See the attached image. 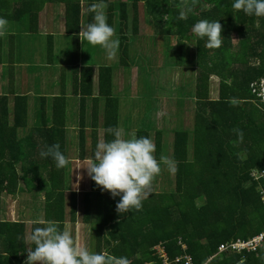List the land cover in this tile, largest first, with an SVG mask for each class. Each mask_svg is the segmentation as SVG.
<instances>
[{
  "label": "trees",
  "instance_id": "16d2710c",
  "mask_svg": "<svg viewBox=\"0 0 264 264\" xmlns=\"http://www.w3.org/2000/svg\"><path fill=\"white\" fill-rule=\"evenodd\" d=\"M53 1L64 4L65 33L72 36L75 45L82 25V2L86 5L88 25L93 22L88 8L96 0H0V18L15 22L25 19L28 32L37 33L41 7ZM104 3L108 24L119 36L120 65H131L128 40L137 35L138 6L142 4L145 21L154 24L155 34H173L177 39L175 47L180 49L184 47L181 44L184 38L195 40L194 66L198 76L192 98L193 122L188 131H177L173 138L171 159L177 162L178 169L173 173L174 190L151 192L142 201L141 210L133 208L121 215L116 210L119 196L107 199L100 192L95 197L101 198L100 203L97 199L93 201L91 192H85L81 202L85 224L93 202L95 204L96 222L90 232V252L107 250L116 257H127L131 264H143L153 259L152 249L159 243L165 246L169 258L180 255V239L193 264H264V246L256 252L220 253L212 257L220 244L247 239L264 229V206L257 183L250 178L253 168H264V102L250 89L252 82L264 79V18L234 10V0H197L194 6L192 0H187L193 10L186 13L185 20L178 19L179 12L186 11L182 0H104ZM204 3H210L211 7L204 9ZM204 19L219 21L222 25L223 42L219 49L206 48L207 37L201 39L192 32L194 24ZM257 19L259 28L255 27ZM232 35L239 38L236 48ZM48 38L46 55L52 57V37ZM1 46L0 62L4 57ZM178 56L175 64L180 63V54ZM74 74L72 91L78 97L79 110L77 157L83 160L89 127L91 155L99 139L98 129L103 130L104 141L114 138L105 129L118 127V101L112 91V66L98 67L96 95H93L91 67H81ZM211 77L218 79L215 99L210 97ZM88 97H92L96 106L89 123L85 116ZM53 98L49 114L42 109L29 115L27 95L0 94V206L3 195L13 197L21 192L20 183L24 185L23 182H27L24 176L30 174L38 189L49 184L44 220L58 222L63 231L66 219L63 191L69 162L66 167L57 168L51 157L40 156L47 146L58 143L67 158L66 97ZM231 99L235 104L228 102ZM99 103L103 115L100 128L96 113ZM32 116L36 121L30 122ZM233 129L243 131L242 143ZM161 135L158 131L151 139L148 129L135 133L137 138L147 137L153 141L158 161L163 145ZM75 196L74 192L70 193L68 216L71 222L76 216ZM37 222L31 224L29 237L35 227L44 226ZM25 230L24 221L0 218V264H24L27 251L35 247L27 240ZM209 257L212 258L207 261Z\"/></svg>",
  "mask_w": 264,
  "mask_h": 264
},
{
  "label": "rangeland",
  "instance_id": "374dc122",
  "mask_svg": "<svg viewBox=\"0 0 264 264\" xmlns=\"http://www.w3.org/2000/svg\"><path fill=\"white\" fill-rule=\"evenodd\" d=\"M58 3V1H53V3H45L42 5L39 16V31L36 34L26 33L27 24L25 19L21 22L7 20L8 25L6 34L3 37H0V45H2L1 53L2 56H4L2 57V60L6 65V68H4L6 75L4 76L2 83L5 82L4 85L9 83L10 79H8V71L15 66V73H13L12 76L15 79H18L17 70L20 69V78L23 79V76H26L27 82L31 80L29 84L34 88H36V85H40V87L42 86V75L44 76V80V78L51 79L55 74L58 76L62 73L65 76L66 88L68 90L70 89V80L74 74L73 70L78 68V65L80 67L89 66L94 70L93 95H96L98 67L112 66V91L118 101V128L122 130L123 138L130 139L137 130L148 129L149 136L153 139L155 133L161 131L163 144L161 155L167 156L171 159L174 134L177 131L185 129L188 131V128H190L193 122L195 107L194 103H192V98L195 92L194 85L197 80L196 77L198 76L196 67L194 66L196 48L195 40L184 38V42H181L184 46L182 49L174 47L177 41L174 35L163 34L162 32H157L155 34L154 24L145 21V7L140 4L138 6L139 24L137 35L136 37H132L131 40H128V44L130 43L129 56L131 57L130 63L132 66H122L118 63V53L120 52H117L114 59L109 60L105 50L99 47H93L92 45L88 47L87 42L82 44L79 38L77 41V46H80L79 50H72L75 41L71 35L66 36L64 31L62 32V47H58L55 41V50L52 57L50 55L47 56V35L51 33L52 30L57 33V29H61L63 24V8L61 7L62 4ZM50 12H54V16H50ZM49 19L55 20L52 29L50 25L46 24V21ZM86 27V5L83 3L81 29H86ZM66 37L70 39L69 50L65 49L67 45H64ZM21 38L25 39L22 40ZM115 39H119L116 30ZM238 40L239 38L237 36L232 35V43L235 48L238 46L236 45ZM8 46L11 49L10 51L8 50ZM18 49H21V51ZM23 53L26 54V57H23ZM179 54L180 63L175 64L176 58L179 57ZM48 59L51 60L49 63L50 65L47 64ZM44 66H51L55 74L52 70L39 73L38 71ZM60 66L61 68H59ZM48 69L49 68H47V70ZM1 75L2 72L0 68V76ZM51 84V81L44 84L47 92L50 91ZM57 87L59 88V84ZM55 89L56 86L52 89V92H54ZM42 91L44 92L43 89ZM30 92L32 94H28L32 98V107L34 106L33 110L40 105V95L48 96V98H46V108L54 102V98L50 95L52 92L41 94V92H38L35 89H31ZM217 92L218 79L211 77L210 97L213 99L217 98ZM71 97L72 94L70 93L66 96L67 100ZM91 98L92 97L87 98L85 106V116L88 123L93 108L96 107ZM72 100L74 103L78 104V97H74ZM33 110L31 109V113ZM96 111L99 121L97 126L100 128L103 117L101 103L97 104ZM76 114L78 115V105ZM76 114L72 112V107H70L69 115H66V126L69 134L66 147L69 165L66 172L67 174L65 175V191H63V207L66 213V223H64L65 226L63 227L64 230L71 232L73 238L76 239L77 242L89 250V248H91L89 241L91 235L90 232L96 222L94 202L98 200L101 203V198L95 197H97L103 190L96 184L91 186V178L89 177L87 170L84 169L88 166V158L91 157L90 145L92 140L89 137L91 127L88 128L85 135V138L89 141L85 150L86 157L82 161L77 157L80 149L78 148L77 138L79 128L77 124L78 121L75 122L78 117ZM31 121H36L33 116L30 119V122ZM98 132L101 141L103 140V130L100 128L98 129ZM161 169V174L157 176L153 182L151 192H170L174 190L173 173L169 172L168 168L163 164H161ZM24 179H26L27 182L25 183L22 181L24 185L20 183L21 192L15 193V196L13 197L7 196L6 194L1 197L0 218L12 221H24L26 223L25 225H27L25 235L27 236V240H29L31 224L35 221H45V193L49 188V184L38 189L37 182L30 174L24 176ZM84 182H86V192H91L94 202L90 209L89 221L85 224L82 221L81 201H78V207L76 206L75 208L77 221V224H75V222L72 223L69 221L68 209L70 206L68 200L71 192L76 194L75 201L77 198L80 199L82 197L85 192ZM93 188H96V190L93 191ZM102 194H104L107 199L112 198L111 193L104 191ZM48 220L54 221L52 219ZM26 259L27 256L24 257V261Z\"/></svg>",
  "mask_w": 264,
  "mask_h": 264
},
{
  "label": "clouds",
  "instance_id": "9594fccd",
  "mask_svg": "<svg viewBox=\"0 0 264 264\" xmlns=\"http://www.w3.org/2000/svg\"><path fill=\"white\" fill-rule=\"evenodd\" d=\"M196 2L197 0H192V5ZM182 3L186 11L179 12V20H185L186 13L193 10L188 6L187 0H182ZM106 7L104 0H96L89 6L88 11L93 14V22L88 24L86 29H80L78 37L82 44L87 42L93 47L105 50L107 58L112 60L117 54L120 41L113 38L115 30L108 24ZM232 7L246 15L264 18V0H234ZM7 25L8 21L0 18V37L6 34ZM255 27H260L259 19L255 21ZM222 30L219 21L209 22L207 19L196 22L192 28L197 37H207L205 47L209 49H219L222 46ZM228 102L235 104L234 99ZM233 131L242 143L243 131ZM105 132L114 138L111 141L101 140L97 144L95 152L88 158V166L84 169L99 188L111 193L112 198L120 197L116 204L120 215L133 208L139 211L142 209V201L151 193L155 178L161 174V164L165 165L169 172L175 173L178 170L177 162L164 155H161L158 161L154 155L155 144L147 137L137 138L133 134L130 139H125L118 127H109ZM40 156L51 157L57 168L66 167L69 162L60 151L58 143L47 146L40 152ZM37 223L44 226L35 227L31 233L29 240L35 247L27 251L24 264H131L127 257H116L107 250L100 253L90 252L73 238L71 232L61 231L56 221ZM153 254L154 251L151 260H155Z\"/></svg>",
  "mask_w": 264,
  "mask_h": 264
},
{
  "label": "crops",
  "instance_id": "0c3cea01",
  "mask_svg": "<svg viewBox=\"0 0 264 264\" xmlns=\"http://www.w3.org/2000/svg\"><path fill=\"white\" fill-rule=\"evenodd\" d=\"M48 3H53V2H48ZM83 3L84 2H82V7H83ZM58 4H62L61 5V7L63 8V24H62V27H61V29H57V33L56 32H54V30H52L51 31V33H49L48 35H47V37H49V36H51L52 37V45H53V51H52V53L54 52V47H55V41H56V44L58 45V47H62V43H63V35H62V32L64 31V33H65V21H64V8H65V6H64V4L62 3V2H59ZM205 5H204V9H206V8H209V7H211V4L210 3H204ZM50 14V16H54V12H50L49 13ZM39 16H40V13H39ZM38 16V21H37V24H38V28H37V33H38V31H39V23H40V20H39V17ZM25 22H26V20H25ZM54 23H55V20H53V19H49V20H47L46 21V24H48V25H50L51 26V29L53 28V26H54ZM27 24V23H26ZM44 24V23H43ZM44 29H46V28H44ZM50 29V28H49ZM26 30H27V32L26 33H29V34H36V33H34V32H32V33H30V32H28L29 31V29H27L26 28ZM58 30H60V31H58ZM66 34V33H65ZM66 36H68V34H66ZM236 36V35H235ZM22 40H24L25 38H21ZM49 39V38H48ZM80 42V41H79ZM64 45L66 46L67 45V47L65 48V49H68L69 50V46H70V39H68L67 37L65 38V40H64ZM87 45H88V47L90 46V44H88L87 43ZM74 46V48H72V50L74 49V50H79V48H80V46H77V42H76V44L75 45H73ZM19 51H21V49H18ZM63 51V50H62ZM61 51V52H62ZM69 53V52H68ZM23 57H26V54L25 53H23ZM50 62L47 60V64L48 65H50L49 64ZM77 67V66H76ZM81 67H84V66H81ZM79 65H78V68H76V70L74 69L73 71L74 72H77V69L79 70L80 68H81ZM0 68H1V72H2V75L0 76V78H1V83H0V94H10V95H13V96H15V95H17V94H20V95H27V97H28V99H29V115H31L32 113L33 114H36V113H38V112H40L42 109H44L45 110V114H49V112H50V110L52 109V104L50 105V106H48L47 108H46V98H48V96H44V95H40V105L38 106V108H36V109H34L33 110V108H34V106L32 107V98H31V96L28 94V93H30V94H32L31 92H30V90L31 89H35V90H37L38 92H41V94L43 93V94H46V93H51L52 92V89L56 86V89H55V91L54 92H52L50 95H52V97H57V96H59V95H64L65 97L70 93V94H72V97L71 98H68V100H67V98H66V113L69 115V108L70 107H72V112H74L75 114H76V111H77V103H74L73 102V98L75 97V98H77V95H74L73 94V91H72V80H73V78H74V76H75V74H73V76H72V78H71V80H70V89H68L67 90V88H66V79H65V76H64V74H62L61 73V75H58V76H56V74H55V72L52 70V68H51V66H48V67H46V66H44V67H41V70H39L38 72L39 73H42V72H46V71H48L49 72V70H52V72L55 74V76L53 77V78H51V79H45L44 78V80H43V75H42V78H41V81H43V83H42V86L40 87V85L39 86H35L36 88H34V87H32L31 86V84H29L30 83V81L29 82H27V80H26V76H23V79H21L20 78V73H19V70L20 69H18L17 71H18V79H15L13 76H12V74L13 73H15V66H13V69L12 70H10V71H8V79H10L9 80V83L7 84V85H4V83L5 82H3L2 83V80L4 79V76L6 75L5 74V69L4 68H6V65H5V63L3 62V60L0 62ZM47 68H49L48 70H47ZM59 68H61V66L59 67ZM94 71V70H93ZM37 73V72H36ZM48 81H51L52 82V84H51V89H50V91L49 92H47V90H46V87L44 86V84L46 83V82H48ZM58 82V83H57ZM57 83V84H56ZM59 84V88L57 87V85ZM42 89L44 90V92L42 91ZM38 97H39V95H38ZM69 99H70V101H69ZM12 103V101H11V96H10V104ZM31 109L33 110V112L31 113ZM79 111V110H78ZM77 115V114H76ZM77 119H78V117L76 118V120H75V122L77 121ZM66 124V123H65ZM67 125V124H66ZM67 127V126H66ZM67 129V128H66ZM68 131V130H67ZM99 132H98V138H99ZM20 136H23V132H20ZM67 138H68V136H67ZM88 139H85V150H86V145H87V143L89 142V141H87ZM99 141H100V139H98V142H97V144L99 143ZM67 144H68V142H67ZM90 148H91V145H90ZM90 151H91V149H90ZM92 156V155H91ZM86 156H84V158H85ZM82 161V160H81ZM90 184H91V186H93L95 183L93 182V180L91 179V181H90ZM84 187H85V192H86V182H84ZM96 190V188H93V191H95ZM84 192V193H85ZM90 192V191H89ZM88 192V193H89ZM102 192H104V190L102 191ZM84 195V194H83ZM83 197L84 196H82L80 199H78L77 198V200L75 201V208H76V206L78 207V201L80 200L81 202H83L82 201V199H83ZM68 204H69V206H71V199H69L68 200ZM82 208V207H81ZM76 211V210H75ZM68 212H69V209H68ZM75 215H76V212H75ZM82 215H83V212H82ZM69 217V216H68ZM12 221V220H11ZM70 221V220H69ZM83 221V220H82ZM75 222V224H77V221H76V216H75V218H74V221L72 222V223H74ZM30 223H32V222H30ZM64 223H66V219H65V222ZM26 224V223H25ZM27 226V225H26ZM65 226V225H64ZM76 226V225H75ZM64 228V227H63ZM64 231V230H63ZM76 240V239H75ZM77 241V240H76Z\"/></svg>",
  "mask_w": 264,
  "mask_h": 264
},
{
  "label": "built area",
  "instance_id": "2783aa9c",
  "mask_svg": "<svg viewBox=\"0 0 264 264\" xmlns=\"http://www.w3.org/2000/svg\"><path fill=\"white\" fill-rule=\"evenodd\" d=\"M252 94H254L260 101L264 102V79L250 84ZM250 178L257 183V192L262 205L264 206V168H253L250 171ZM182 253L173 258H169L165 246L159 243L153 247L155 260L146 261L143 264H193L191 255L186 253V245L178 240ZM264 246V229L257 234L247 239H235L222 243L218 246L217 252L212 257L220 253H236L243 254L249 252H256L259 248ZM212 257H209V261ZM206 264V263H205Z\"/></svg>",
  "mask_w": 264,
  "mask_h": 264
}]
</instances>
